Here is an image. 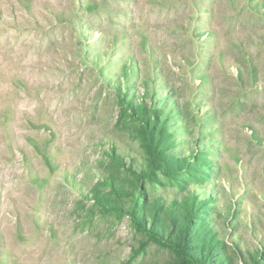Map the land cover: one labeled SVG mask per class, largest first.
I'll return each instance as SVG.
<instances>
[{"label": "rangeland", "instance_id": "374dc122", "mask_svg": "<svg viewBox=\"0 0 264 264\" xmlns=\"http://www.w3.org/2000/svg\"><path fill=\"white\" fill-rule=\"evenodd\" d=\"M134 103L211 160L236 264L264 244V0H0V264L174 263L130 214L127 170L158 163Z\"/></svg>", "mask_w": 264, "mask_h": 264}, {"label": "trees", "instance_id": "16d2710c", "mask_svg": "<svg viewBox=\"0 0 264 264\" xmlns=\"http://www.w3.org/2000/svg\"><path fill=\"white\" fill-rule=\"evenodd\" d=\"M131 105L135 109L134 116L142 119L153 156L158 160V163L152 161L149 171L137 172L132 166L127 170L134 178L131 181L134 201L130 214L136 228L147 234L146 240L173 251L176 254L173 264H236L237 254L218 237V230L209 216L210 192L202 184L195 183L205 181L198 174H206L211 168V160L201 153H195L193 160L188 159V155L187 158L178 155L168 124L159 115L161 111L155 108L151 112L145 103ZM118 160L124 164L120 157ZM160 169L176 176L181 189L178 198L168 201L150 195L147 183L157 182ZM185 175L193 182L183 179ZM192 183L194 188L189 191L188 185ZM237 248L243 264H264V244L254 250L248 249L247 256L238 245Z\"/></svg>", "mask_w": 264, "mask_h": 264}]
</instances>
